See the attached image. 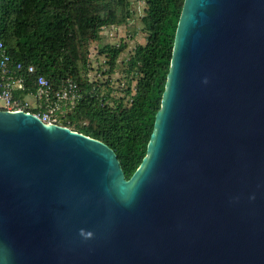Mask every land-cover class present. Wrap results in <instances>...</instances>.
<instances>
[{
    "label": "water",
    "instance_id": "obj_1",
    "mask_svg": "<svg viewBox=\"0 0 264 264\" xmlns=\"http://www.w3.org/2000/svg\"><path fill=\"white\" fill-rule=\"evenodd\" d=\"M0 264H264V0H184L129 178L102 141L0 109Z\"/></svg>",
    "mask_w": 264,
    "mask_h": 264
},
{
    "label": "trees",
    "instance_id": "obj_2",
    "mask_svg": "<svg viewBox=\"0 0 264 264\" xmlns=\"http://www.w3.org/2000/svg\"><path fill=\"white\" fill-rule=\"evenodd\" d=\"M141 16L145 41L137 44L125 60L129 99L112 97L87 76L89 43L100 38L104 27H118L131 17L129 0H0V41L10 61L4 78L20 79L22 88L12 98L25 103L35 93L34 78L42 75L57 90L71 79L79 97L61 114L63 125L98 139L115 152L125 178H129L146 155L156 112L172 56L177 22L184 0H144ZM125 42L104 45L108 76L116 71ZM32 66V73L27 67ZM31 112L45 110L28 104Z\"/></svg>",
    "mask_w": 264,
    "mask_h": 264
},
{
    "label": "rangeland",
    "instance_id": "obj_3",
    "mask_svg": "<svg viewBox=\"0 0 264 264\" xmlns=\"http://www.w3.org/2000/svg\"><path fill=\"white\" fill-rule=\"evenodd\" d=\"M131 17L126 24L119 25L118 27H104L100 30V38L89 43L88 55V70L87 76L89 80L95 82L101 92H106L105 81L108 80L111 85L110 92L112 97H122L124 104H127L129 99L123 89L126 87L127 78L124 71L125 60L128 53L137 44H143L145 41V30L142 28L141 16L144 14L145 2L144 0H129ZM120 41L125 42V49L119 56V61L116 65V71L108 76L107 73V58L100 49L104 45L118 44ZM29 104L32 106L34 98L32 96L26 97ZM2 101H0V107Z\"/></svg>",
    "mask_w": 264,
    "mask_h": 264
},
{
    "label": "built area",
    "instance_id": "obj_4",
    "mask_svg": "<svg viewBox=\"0 0 264 264\" xmlns=\"http://www.w3.org/2000/svg\"><path fill=\"white\" fill-rule=\"evenodd\" d=\"M9 61L10 56L4 44L0 41V101H2L0 109L7 111L23 110L36 115L45 124L63 125L60 115L66 109L73 106L75 100L79 97L77 83L68 79L61 85V88L55 90L47 78L42 75H36L34 78L36 90L31 95L35 102L33 105L40 106L44 104L45 110L31 112L25 109L29 104L27 99L22 104L19 100L12 98V89L22 88V85L20 79L13 77L4 78V74L9 68ZM27 71L32 73L34 69L32 66H28ZM60 121H62L61 124Z\"/></svg>",
    "mask_w": 264,
    "mask_h": 264
},
{
    "label": "crops",
    "instance_id": "obj_5",
    "mask_svg": "<svg viewBox=\"0 0 264 264\" xmlns=\"http://www.w3.org/2000/svg\"><path fill=\"white\" fill-rule=\"evenodd\" d=\"M34 103H35V102H34ZM34 103H33V104H34Z\"/></svg>",
    "mask_w": 264,
    "mask_h": 264
}]
</instances>
